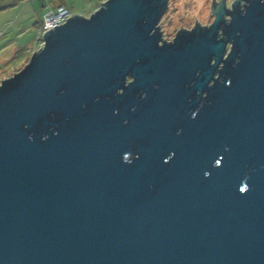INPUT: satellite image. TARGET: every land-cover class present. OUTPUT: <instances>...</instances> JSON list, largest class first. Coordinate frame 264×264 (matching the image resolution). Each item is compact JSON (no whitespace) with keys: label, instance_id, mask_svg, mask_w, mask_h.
<instances>
[{"label":"water","instance_id":"1","mask_svg":"<svg viewBox=\"0 0 264 264\" xmlns=\"http://www.w3.org/2000/svg\"><path fill=\"white\" fill-rule=\"evenodd\" d=\"M168 1L73 14L0 81V264H264V0L170 43Z\"/></svg>","mask_w":264,"mask_h":264},{"label":"rangeland","instance_id":"2","mask_svg":"<svg viewBox=\"0 0 264 264\" xmlns=\"http://www.w3.org/2000/svg\"><path fill=\"white\" fill-rule=\"evenodd\" d=\"M60 2L81 16H89L96 10V0H50L52 6ZM210 3L211 0H169L159 23L163 38L173 36L180 28L195 25V21L207 26L214 18ZM47 9L44 0H0V81L17 73L39 50L35 22ZM16 48L19 52L11 54Z\"/></svg>","mask_w":264,"mask_h":264},{"label":"built area","instance_id":"3","mask_svg":"<svg viewBox=\"0 0 264 264\" xmlns=\"http://www.w3.org/2000/svg\"><path fill=\"white\" fill-rule=\"evenodd\" d=\"M106 2V0H96V9L99 8L102 4ZM73 15L72 10L68 8V6L64 4H60L57 6L49 7L44 14L41 24L37 28V41H40V47L44 44L43 38L44 34L49 31V29H53L54 26H60L65 23L69 18Z\"/></svg>","mask_w":264,"mask_h":264},{"label":"flooded vegetation","instance_id":"4","mask_svg":"<svg viewBox=\"0 0 264 264\" xmlns=\"http://www.w3.org/2000/svg\"><path fill=\"white\" fill-rule=\"evenodd\" d=\"M219 1H220V0H216V2H219ZM211 3H212V2H211ZM225 4H226L227 7H230V6H231V4L227 3L226 0H225ZM210 24H211V23H209L208 25H210ZM208 25H207V26H208ZM193 26H194V25H193ZM193 26L188 27L186 30H191V29H193ZM203 27H204V26H203ZM161 31H162V30H161ZM176 33H177V32H176ZM175 35H176V34H174L173 36H170V37H168V38H163V32H162V42H167V43L174 42L173 40H174ZM221 66H222V64H221L218 68H220ZM129 82H131V78H128L126 84H128ZM194 82H195V80L193 79V80H191L190 83L185 84V86L188 87V88H191V85L194 84ZM154 87H156V86L154 85ZM119 92H122V91H119ZM198 93H199L198 90L189 93V94L187 95V99L191 100L193 95H195V96L197 97ZM205 95H206V91H203V93H201V96H200V97H201L200 102H199L196 106L192 107V109L188 110V113H189L188 115H189L191 118L194 117L195 114L198 112V110H199L198 108H199V106L203 103L204 98H205V97H204ZM137 96H138L139 99H143V98L145 97V94H144L143 91L141 90V91H139V92L137 93ZM118 110H119L118 108L115 109V110H114V113L119 115L120 112H118ZM120 111H121V108H120ZM133 111H134V107H133V106H130L129 109L127 110V112H133ZM127 122H128V118H124V117H123V121H121V124H126ZM174 130H175L174 132L177 133V134H180V132H181V128H180L179 126H176V127L174 128ZM135 145H136V141H133V146L135 147ZM171 155H172V152H170V154H168V157L171 158ZM124 157H125L127 160H130V161L133 159V155L130 154V153L125 154Z\"/></svg>","mask_w":264,"mask_h":264},{"label":"trees","instance_id":"5","mask_svg":"<svg viewBox=\"0 0 264 264\" xmlns=\"http://www.w3.org/2000/svg\"><path fill=\"white\" fill-rule=\"evenodd\" d=\"M44 2L47 3V8H48V9H49V7H53V6L51 5V3H50V0H44ZM55 4H56V6H57V5H60L61 2H60V3H55ZM66 6H67V5H66ZM48 9H47V10H48ZM45 11H46V10H45ZM45 13H46V12H45ZM45 13H44V14H45ZM43 16H44V15H43ZM42 18H43V17H42ZM41 21H42V19H41L40 21L37 22V28H38V26L41 24ZM17 52H19V51L17 50L13 55H15ZM14 57H15V56H14ZM14 57H13V58H14Z\"/></svg>","mask_w":264,"mask_h":264},{"label":"crops","instance_id":"6","mask_svg":"<svg viewBox=\"0 0 264 264\" xmlns=\"http://www.w3.org/2000/svg\"><path fill=\"white\" fill-rule=\"evenodd\" d=\"M65 5H67V4L65 3ZM42 12H43V13L41 14L40 18H38L37 21L35 22V25L37 24L38 21H40V20L42 19L43 15H44V13H45L46 11H42ZM36 27H37V26H36ZM17 49H18V48L13 49L11 54L15 53V52L17 51Z\"/></svg>","mask_w":264,"mask_h":264},{"label":"bare ground","instance_id":"7","mask_svg":"<svg viewBox=\"0 0 264 264\" xmlns=\"http://www.w3.org/2000/svg\"><path fill=\"white\" fill-rule=\"evenodd\" d=\"M11 44V43H10ZM7 46V45H6Z\"/></svg>","mask_w":264,"mask_h":264}]
</instances>
